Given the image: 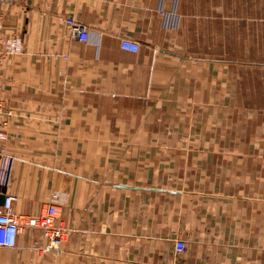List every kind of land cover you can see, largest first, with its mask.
<instances>
[{
  "label": "crops",
  "instance_id": "0c3cea01",
  "mask_svg": "<svg viewBox=\"0 0 264 264\" xmlns=\"http://www.w3.org/2000/svg\"><path fill=\"white\" fill-rule=\"evenodd\" d=\"M223 1L0 0V27L24 41L0 69L12 211L53 203L66 229L45 251L24 226L0 264H264V121L236 101L239 67L256 63L205 36L254 15ZM259 22L264 73V0Z\"/></svg>",
  "mask_w": 264,
  "mask_h": 264
},
{
  "label": "built area",
  "instance_id": "2783aa9c",
  "mask_svg": "<svg viewBox=\"0 0 264 264\" xmlns=\"http://www.w3.org/2000/svg\"><path fill=\"white\" fill-rule=\"evenodd\" d=\"M157 12L161 17V23L164 29H176L179 26L180 16L176 12V6L165 11L161 3L157 7ZM71 33L80 41L87 39L85 28L73 17L65 20ZM122 49L137 52L139 44L135 41L124 39L120 44ZM23 41L19 36L0 37V65L5 59L22 52ZM3 60V61H2ZM0 113H2V103H0ZM12 170V158L8 154L4 145L0 146V194L4 195V202L0 208V247H13L16 244L17 236L23 230L24 226L35 225L42 234L43 250L59 247L66 239V229L61 223H56L57 209L53 203L47 204L40 213L34 217L22 220L19 215L12 211V203L16 196L8 192L9 181ZM55 198V195H53ZM174 250L176 254H181L186 250V243L181 239L174 241Z\"/></svg>",
  "mask_w": 264,
  "mask_h": 264
},
{
  "label": "rangeland",
  "instance_id": "374dc122",
  "mask_svg": "<svg viewBox=\"0 0 264 264\" xmlns=\"http://www.w3.org/2000/svg\"><path fill=\"white\" fill-rule=\"evenodd\" d=\"M223 3H225L222 4L224 10L231 11L232 9H235L239 13L241 11L245 12L246 10L252 13L254 16L249 20L246 28L238 26L240 31H245L244 33L205 36L213 37L216 39L217 43L219 41L220 45H222L220 48L221 50L224 49L229 51L235 49L238 57H242L243 59L256 63L250 66L239 67L236 101L240 107L242 106L249 108L248 112L251 113L253 117H256V123L259 126V124L264 121V79L262 78L264 73L261 71V66L259 64L261 58V35L259 22L260 0H248L243 2L241 0H233L231 3L228 0H224ZM5 36L16 37L18 35H6V33L0 27L1 39H3ZM206 38L208 39V37ZM21 53L14 55L11 58L18 56ZM9 59H5V61L2 60L3 62L0 65V69Z\"/></svg>",
  "mask_w": 264,
  "mask_h": 264
},
{
  "label": "water",
  "instance_id": "95a60500",
  "mask_svg": "<svg viewBox=\"0 0 264 264\" xmlns=\"http://www.w3.org/2000/svg\"><path fill=\"white\" fill-rule=\"evenodd\" d=\"M4 198H5L4 195L3 194H0V205L3 204Z\"/></svg>",
  "mask_w": 264,
  "mask_h": 264
}]
</instances>
